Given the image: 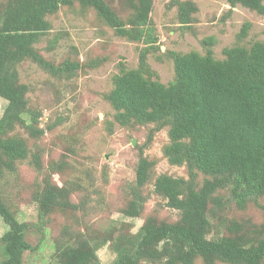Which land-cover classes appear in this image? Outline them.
Returning <instances> with one entry per match:
<instances>
[{"label": "trees", "instance_id": "16d2710c", "mask_svg": "<svg viewBox=\"0 0 264 264\" xmlns=\"http://www.w3.org/2000/svg\"><path fill=\"white\" fill-rule=\"evenodd\" d=\"M225 1L230 10L239 5L264 16V0ZM127 2L130 12L125 19L106 0L0 3V97L7 102L0 119V174L3 169L13 170L15 161L29 154L18 137L9 134L16 125H22L32 138L43 134L40 112L29 106L28 86L20 82L17 66L32 61L51 75L66 78L84 67L70 60L56 64L36 48L51 28L47 18L60 8L75 7L93 14L117 37L144 45L137 69L120 64L107 101L121 127L155 124L158 131L167 126L169 142L163 156L172 166H186L188 173L187 180L166 174L153 180L152 193L177 211L179 218L149 217L136 235L125 238L126 246L118 251L115 264H264V203L259 202L264 200V43L225 48L223 59L214 57V36L201 41L204 54L171 51L174 80L165 85L152 80L146 66L148 54L159 49L150 18L152 0ZM170 7H176L180 27L193 23L197 12L193 2L170 0ZM250 27L249 22L242 24L238 42L245 40ZM34 162L38 165L35 155ZM154 166V161L140 156L134 176L136 193L126 215L138 217L143 212L148 198L144 190ZM60 192L66 194L61 201ZM66 192L46 184L39 195V217L49 218L53 206L67 208ZM251 204L263 212L260 224L224 214L232 207L244 211ZM0 216L9 227L2 237L0 264H23L24 253L33 247L25 239V227L18 226L1 197ZM213 218L225 228L223 235L209 237ZM74 244L58 249V264H102L87 241Z\"/></svg>", "mask_w": 264, "mask_h": 264}, {"label": "rangeland", "instance_id": "374dc122", "mask_svg": "<svg viewBox=\"0 0 264 264\" xmlns=\"http://www.w3.org/2000/svg\"><path fill=\"white\" fill-rule=\"evenodd\" d=\"M183 1L197 6L188 28L179 26L176 7L168 8L170 0H152L150 18L158 39L155 45L159 47L146 60L152 80L165 85L173 81L174 66L168 53L204 54L201 41L209 36L217 40L212 48L216 59L224 58L225 48L264 43V16L239 5L230 10L225 0ZM106 2L121 18L129 15L127 0ZM47 20L51 28L36 45L41 55L56 64L70 60L84 67L66 78L55 77L32 61L17 66L20 82L28 86V104L40 112L43 134L32 138L22 125L10 131L29 154L15 161L13 170H2L0 197L18 226L25 227V239L33 247L24 253L23 264H58V249L76 240L87 241L102 264H115L118 251L126 246L125 238L136 235L149 217L178 220V212L152 193L153 180L161 174L187 180V169L170 165L163 156V147L169 142L167 126L158 131H154L155 124L121 127L107 101L120 64L137 69L139 50L144 45L117 37L93 14L75 7L60 8ZM244 22L251 27L245 40L238 42L237 34ZM6 105L0 97V119ZM140 156L154 161L155 166L144 190L148 195L144 210L140 216L131 217L124 211L136 193L134 176ZM46 184L66 189L69 205L63 211L53 206L49 218L42 219L39 195ZM60 195L59 201L66 194ZM224 214L250 223L263 221V212L254 204L244 211L232 207ZM211 225L209 237L225 233L216 218L211 219ZM8 230L0 216V262L4 259L2 237Z\"/></svg>", "mask_w": 264, "mask_h": 264}, {"label": "water", "instance_id": "95a60500", "mask_svg": "<svg viewBox=\"0 0 264 264\" xmlns=\"http://www.w3.org/2000/svg\"><path fill=\"white\" fill-rule=\"evenodd\" d=\"M162 49H164V48L162 47ZM132 144H134V142Z\"/></svg>", "mask_w": 264, "mask_h": 264}]
</instances>
